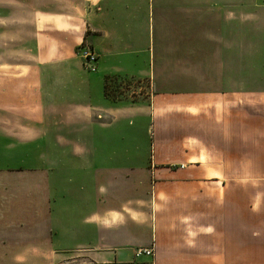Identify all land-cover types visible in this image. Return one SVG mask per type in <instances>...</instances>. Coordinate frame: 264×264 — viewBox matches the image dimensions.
<instances>
[{
    "label": "crops",
    "instance_id": "crops-1",
    "mask_svg": "<svg viewBox=\"0 0 264 264\" xmlns=\"http://www.w3.org/2000/svg\"><path fill=\"white\" fill-rule=\"evenodd\" d=\"M10 23L34 33L24 65L1 50L0 264H264L249 193L219 196L264 166L249 90L257 54L264 107V0H0L1 37ZM113 76L145 97L107 100ZM142 116L157 129L148 168L118 141L122 119Z\"/></svg>",
    "mask_w": 264,
    "mask_h": 264
},
{
    "label": "rangeland",
    "instance_id": "rangeland-1",
    "mask_svg": "<svg viewBox=\"0 0 264 264\" xmlns=\"http://www.w3.org/2000/svg\"><path fill=\"white\" fill-rule=\"evenodd\" d=\"M6 25V24H5ZM9 29V37L7 35V32L3 34L6 37H1L0 34V62H1V50L2 47H4L7 51V56L9 54L10 62L11 64H21L24 65L25 63L29 62V60H25V56L28 53L29 47L33 48V38L32 33H34V27L33 24H23V23H10ZM1 27V24H0ZM249 39L246 40L245 37L243 41L245 43L243 44L245 49H251V51L254 50L255 47H258V33L257 29H251V32L249 34ZM32 38V39H31ZM224 42V40H223ZM238 44V43H237ZM82 46L86 45H80L76 50V55L79 56L81 59V52L79 49H81ZM220 46H226V44L220 45ZM228 46V45H227ZM202 47H206V45L203 43ZM30 48V49H32ZM147 56V54H146ZM209 56V55H207ZM262 56H259L257 54H251L250 55V82L251 86L249 87L250 90V111H251V122L254 121L253 117H256L255 115L258 114V116L264 115V107L257 106V100L256 97H253L255 93L258 91V86H256V82L258 80V67L260 58ZM144 61V74L145 78H148V61L146 62L145 57L143 56ZM264 58V56H263ZM262 58V59H263ZM231 60L233 58H230ZM141 60V59H140ZM80 61L83 60L81 59ZM139 62V66L141 67V61ZM264 63V60H262V64ZM145 70L147 72H145ZM189 73V72H187ZM148 74V75H147ZM190 74V73H189ZM120 78V77H119ZM124 78V77H121ZM107 89L106 93L109 95V98L115 102L118 101H126L129 104L131 103H137L138 101H141L142 97H145L146 94V87L144 84H141L139 81L130 80L128 78H124V80L116 78H111L107 81ZM157 90H159V87H156ZM173 89L176 91L183 90L182 87H173L168 88ZM157 93V91H155ZM255 98V99H254ZM146 114V113H145ZM119 142L125 143V144H135L138 146L137 151V162L138 165L145 164V167H149L151 164L152 156L154 155V145L156 141L157 136V129L155 128V123L153 119L149 117H129L122 119L120 123L119 128ZM160 137V133L158 134V138ZM262 141V142H261ZM264 138L263 135L258 134H251V158H264ZM249 172L247 174L250 175L249 181H246L247 183H233L232 185H229L228 189H224L222 191L221 198H224V192H227L226 190H243L247 191L249 194L246 196L248 197V205L251 208H254L252 211L253 213L260 212V215L257 214H251V223L257 222V218L260 217V220L264 221V166L257 167L251 166L248 168ZM244 170H247V168H244ZM219 171H221V168H219ZM219 173V172H218ZM221 173V172H220ZM219 173V174H220ZM221 183H218V187L220 188ZM221 191V190H219ZM220 200V199H219ZM247 202V201H246ZM256 235L251 237V242L256 239L257 237L262 240L260 243L264 244V230H253L251 231V235ZM261 253V248H258L256 253Z\"/></svg>",
    "mask_w": 264,
    "mask_h": 264
},
{
    "label": "built area",
    "instance_id": "built-area-1",
    "mask_svg": "<svg viewBox=\"0 0 264 264\" xmlns=\"http://www.w3.org/2000/svg\"><path fill=\"white\" fill-rule=\"evenodd\" d=\"M79 51L81 52V59L83 60V65L85 66V68L89 71V72H94L95 71V62H96V56L95 54L91 51V49H89L86 46H82L81 49H79ZM144 253L147 255H151L152 251L151 250H143V251H139V254Z\"/></svg>",
    "mask_w": 264,
    "mask_h": 264
},
{
    "label": "trees",
    "instance_id": "trees-1",
    "mask_svg": "<svg viewBox=\"0 0 264 264\" xmlns=\"http://www.w3.org/2000/svg\"><path fill=\"white\" fill-rule=\"evenodd\" d=\"M120 76H113V77H105V79H104V86H103V91H104V96L106 97V99L107 100H109V101H111V102H115V101H113V100H111L110 98H109V95H107V93H106V89H107V81L108 80H110L111 78L113 79V78H116V79H119V81H121V79L122 80H124V78H119Z\"/></svg>",
    "mask_w": 264,
    "mask_h": 264
}]
</instances>
